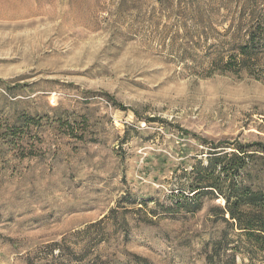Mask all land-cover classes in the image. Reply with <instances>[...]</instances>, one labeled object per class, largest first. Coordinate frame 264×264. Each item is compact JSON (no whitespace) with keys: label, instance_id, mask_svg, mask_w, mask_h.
Returning <instances> with one entry per match:
<instances>
[{"label":"rangeland","instance_id":"1","mask_svg":"<svg viewBox=\"0 0 264 264\" xmlns=\"http://www.w3.org/2000/svg\"><path fill=\"white\" fill-rule=\"evenodd\" d=\"M211 143L264 145V0H0V264H228Z\"/></svg>","mask_w":264,"mask_h":264},{"label":"trees","instance_id":"2","mask_svg":"<svg viewBox=\"0 0 264 264\" xmlns=\"http://www.w3.org/2000/svg\"><path fill=\"white\" fill-rule=\"evenodd\" d=\"M256 31L262 33V30ZM254 33H247L248 39L232 46L227 56L217 54L208 66L222 74L250 71L256 64L259 49ZM206 143L202 141V145ZM205 154L204 164L194 160L189 172L186 168L182 170L188 177L187 186L195 205L210 195L220 200L223 205H217L212 212H216L214 215L227 228L237 232L238 242H230L224 233L213 243L216 255L229 249L228 264H236L238 254L242 256L241 264H264V145L211 143ZM195 205L192 212L199 209ZM144 264L147 263L144 261Z\"/></svg>","mask_w":264,"mask_h":264}]
</instances>
